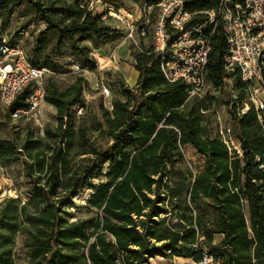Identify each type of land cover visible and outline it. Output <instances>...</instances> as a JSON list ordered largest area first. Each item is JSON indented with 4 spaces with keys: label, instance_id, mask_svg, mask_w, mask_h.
Segmentation results:
<instances>
[{
    "label": "trees",
    "instance_id": "1",
    "mask_svg": "<svg viewBox=\"0 0 264 264\" xmlns=\"http://www.w3.org/2000/svg\"><path fill=\"white\" fill-rule=\"evenodd\" d=\"M61 1L62 6L0 0V26L23 4L45 24L25 55L31 65L50 72L44 101L55 109L56 120L54 130H45L53 140L45 154L32 152L37 140L27 138L19 145L14 138L0 140V163L19 161L17 149L28 158L21 160L27 200L19 205V200L7 198L0 206V264H12L11 247L20 232L26 237L28 264H149L157 257L197 264L205 257L212 264H264V173L254 161L264 152L261 126L253 110L237 119L231 116L243 147V156L235 160L211 128V106L223 99L227 77L223 35L209 37L205 94L185 102V86L163 78L158 55L152 52V29L141 24L134 33L136 48L131 44L136 84H113L122 99H113L110 110H103L95 129L108 141L97 147L86 138L82 122V72L65 86L58 79L72 72L65 57L83 71L91 69V51L117 44L125 34L106 24L112 19L102 20L101 14L87 10L83 0ZM131 1L156 9L157 0ZM107 2L116 9L125 7L119 0ZM184 2L190 12H203L215 9L219 0ZM203 20L196 15L192 22ZM48 35L53 37L50 47ZM232 81L240 100L244 85L237 76ZM29 92L26 87L0 111L7 116L25 108ZM78 107L83 108L81 115L76 114ZM187 147L201 158L198 167L185 157ZM72 148L87 155L82 165H69ZM76 195L85 204L75 202ZM67 207L85 208L90 216L76 219Z\"/></svg>",
    "mask_w": 264,
    "mask_h": 264
},
{
    "label": "built area",
    "instance_id": "2",
    "mask_svg": "<svg viewBox=\"0 0 264 264\" xmlns=\"http://www.w3.org/2000/svg\"><path fill=\"white\" fill-rule=\"evenodd\" d=\"M82 4L87 10L101 14L102 20L112 19L124 25L125 37L135 42L133 35L138 27L131 22L129 11L116 9L107 0H83ZM155 8L152 52L158 55L163 78L169 83L181 82L185 86V102L201 99L205 94L209 37L214 32L223 35L227 77L222 86V97L228 105L212 110L214 134L231 160L240 159L243 156L242 140L233 131L231 116L237 119L253 110L264 137V0H219L215 9L203 12H190L184 0H157ZM141 12L140 25H146V16L151 14L152 7L144 4ZM196 15H203L204 20L193 23ZM71 71L83 72L76 64L71 66ZM49 73L46 68L31 65L20 45L1 40L0 109H8L23 89L30 87L26 107L15 109L10 115L14 119L40 115L45 96L42 81ZM234 76L244 85V97L240 100L233 88ZM101 94L107 96L108 88L102 85ZM82 111L83 108L78 107L76 114L81 115ZM254 161L264 173V152L255 155ZM73 200L85 204V198L78 195ZM200 264H212V259L205 257Z\"/></svg>",
    "mask_w": 264,
    "mask_h": 264
},
{
    "label": "rangeland",
    "instance_id": "3",
    "mask_svg": "<svg viewBox=\"0 0 264 264\" xmlns=\"http://www.w3.org/2000/svg\"><path fill=\"white\" fill-rule=\"evenodd\" d=\"M55 4V6H62L61 0H44L45 5ZM125 7L126 11H129L132 15L131 22L137 27L140 26L142 21V12L140 13V7L134 4L131 0H119ZM68 3V2H67ZM156 12L153 11L151 14L146 16V25L149 29H152V22L154 20ZM149 21V22H147ZM108 25L115 27L124 34L127 33L126 27L119 24L114 20L107 21ZM45 24L41 21L34 19L33 10L23 4L21 7L16 9L14 14L10 17L8 22L0 26V37L1 40L5 39L7 42L12 44L20 45L24 51L30 48L36 35L44 30ZM134 36V35H133ZM49 41V47L53 43V37L48 35L46 37ZM134 41L137 40L134 36ZM124 42V43H122ZM135 42L131 39L124 38L122 41L114 43H106L101 47L100 52L93 50L90 53V57L94 60V67L86 69L80 75L86 82V90L84 92L85 102V113L83 114V126L86 129V138L90 143L97 147H103L108 139L103 135L102 131L95 129L96 124L102 121L103 110H110V103L113 99L122 97L117 94L113 84L116 81H121L126 84L129 88H134L135 80L132 75L131 62L133 64V52L131 44ZM88 44V43H86ZM116 44V45H115ZM65 63L67 69L70 70L69 64L73 63V58L65 57ZM77 73L70 72L69 75L60 77L58 82L65 86L70 83ZM47 75L43 81V87L45 90V84ZM108 88L109 94L104 96L101 94V86ZM224 100H218L217 104L212 105L213 109H220ZM45 101L42 103L40 109V115L34 117H22L14 119L11 115L5 116L4 112L0 111V140H7L14 138L16 143L19 145L27 138L31 140H37L38 144L33 153L41 151V154L48 152V148L53 145V140L45 135V130H54L56 128L55 115H53V109H49ZM232 125V124H231ZM213 127V135L215 132L214 120L211 123ZM76 139V138H75ZM74 139V140H75ZM19 148V147H18ZM78 149H71L69 154V165L78 166L82 165L83 159L87 155H77ZM25 152L19 149L16 150L15 158L18 157L19 161H15L10 164L0 163V206L4 199L13 198L19 200V205H22L27 200L26 195V176L25 169L21 165V160H28ZM185 157L191 162L192 167H198L201 164V158H199L193 150L189 147L185 148ZM67 211L74 214L77 218H87L90 216V212L85 208L67 207ZM219 240L218 237L215 239ZM26 237L23 233H18L13 239L11 247L10 259L12 264H28L27 248L25 247ZM149 264H197L192 262L190 259L183 258H161L157 257L149 260Z\"/></svg>",
    "mask_w": 264,
    "mask_h": 264
},
{
    "label": "crops",
    "instance_id": "4",
    "mask_svg": "<svg viewBox=\"0 0 264 264\" xmlns=\"http://www.w3.org/2000/svg\"><path fill=\"white\" fill-rule=\"evenodd\" d=\"M122 43H124V42H122ZM94 52L96 51V50H93ZM97 51L98 52H100V51H102L101 50V48H99V49H97ZM131 64V69H132V75H133V78H134V80H135V84H136V81H137V72L134 70V68L132 67V62L130 63ZM44 104H46V106H48L49 107V109H53V115H55V109L51 106V105H49V104H47L46 102L44 103ZM215 135V134H214ZM179 258V257H178ZM184 259V258H183Z\"/></svg>",
    "mask_w": 264,
    "mask_h": 264
}]
</instances>
